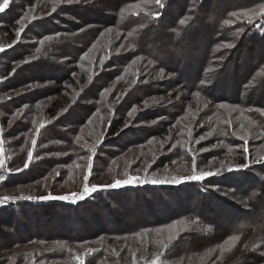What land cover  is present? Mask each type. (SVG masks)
Instances as JSON below:
<instances>
[{"label": "trees", "instance_id": "1", "mask_svg": "<svg viewBox=\"0 0 264 264\" xmlns=\"http://www.w3.org/2000/svg\"><path fill=\"white\" fill-rule=\"evenodd\" d=\"M33 2L34 0H10L9 7L5 12L0 13L1 22L9 29V32L6 31L9 34L7 37H5V32L1 34V38L4 37L2 39L4 42L12 39L9 36L15 32L18 18L24 13L27 5H31ZM162 2L164 4L163 8L153 3L152 0H112L108 5L113 10L112 22L115 29L119 30L122 38L133 47V53L155 62L162 69L173 71L181 84L188 90L195 91L207 88L215 92L218 100H222L223 104L231 102L246 106L247 111L244 120L252 121L254 124V128L251 126L252 131L249 136L240 130L238 124L234 125L233 131V127L231 128L226 123L223 124V155L226 154L227 148L235 145L239 147L236 151L240 157L236 161V165L245 164L244 156H247L248 160L253 162L249 167L251 169L249 171L246 168L240 172L226 171L223 174L225 182H228V177H226L228 173L233 174L237 179L233 180L236 192L231 193L227 190L225 194L228 198H235L241 202L239 209L241 214L234 219L231 215L229 218L226 217L227 214L232 213L231 211H237L238 207L233 205L228 198H223L218 194V186L216 189L207 188V179L203 182H186L179 186L145 183L119 190L98 191L93 193L90 198L76 204L54 201L32 205L20 203L16 204L18 205L17 208H13L12 204L1 207L0 226L5 225L11 229L12 233L6 235L12 238L8 243L1 244L3 241L5 242L6 235L0 232V247L31 239H64L65 242L78 243L91 239L97 234L111 236L139 235L146 229H157L178 223L187 225L190 233L185 234V238H181L175 254L186 255L189 252L188 250L203 247L202 241L212 238L213 234L223 224V222L219 224L218 221L222 220L233 222V227L230 230L231 234H241V237L247 235V243L245 244H251L250 249L256 250L255 252L259 256L255 258L261 264H264V149L262 148V146L264 147V115L255 110L264 109V17L258 13V5L264 4V0H162ZM136 4L140 5V9L132 8V5ZM214 4H217L216 8L210 10V6ZM250 9L257 10L252 24H249L246 18L237 19L230 15L232 12L241 13ZM206 10H209V13H206ZM59 13L56 14L57 17L53 18L56 20H52L50 17L34 19L36 23L28 28V41L20 42L22 39L19 35L13 46L0 50L1 78L14 73L13 70L17 68L16 63L27 56L30 57L35 54V59L28 63L30 66L24 70L28 76H23L22 81H34L39 85H43L49 80H56L59 88L55 91L56 93L68 89L63 84L75 83V78L70 74L80 69L78 65L81 61L83 63L85 51L94 42L98 41V32L102 28V26H99V28L87 27L86 24L89 21L97 23L99 20L109 18L101 10L95 8L89 10L83 8L78 15V18L82 21L77 20L75 12L69 13L70 16L67 18L59 15ZM185 18H188L187 23L181 25L180 20ZM226 19L232 20L233 23L225 25L223 22ZM238 29H243V32L239 36H234L233 33ZM160 34H163V38L158 37ZM50 35V39H45ZM226 44H231L232 47H225ZM233 47L235 48L233 49ZM189 49H192L195 53L190 54ZM106 52L107 50L103 49L101 56L106 55ZM43 55L48 57L43 58ZM120 56V54L112 56L115 57L112 58V61L115 59L121 62L123 67L121 73L124 70L125 73H123L120 81L122 79L125 81V78L131 74L128 66L130 61L133 60L129 56L122 59V56ZM109 58L103 64H99L100 60H93L90 71L89 69H82L83 72L90 73L89 75L92 77L90 83L93 82L94 78L91 73L93 69L97 68L101 72L105 63L110 61ZM227 59L228 61L224 64ZM67 61H71L76 65L75 68H68L69 62ZM1 69H3L2 72ZM210 76H212V80L205 85L204 82ZM6 79H0V90L6 86L7 80H9ZM18 85L20 84H13L12 87L16 89L19 88ZM103 85V89H105L108 83ZM151 85L152 88L146 86V84L136 85L134 87L137 90L136 94L130 96L133 99L128 97V99L124 98L121 102H117L116 108L120 109L123 117L117 128L110 133V136L116 135L119 131L124 132L118 138L121 139V142H116V145L138 144L153 132L154 128L148 125L140 126L133 131L126 128L122 129L126 123V115L121 108L124 105L135 107L138 105L139 100L147 98L150 93H153V88H156L159 84L154 83ZM35 89L38 90V93L42 89L45 91V85L42 87L37 86ZM251 94L257 96L255 101L252 100ZM113 95L112 92L109 97L105 98V101H99L102 96L99 92L93 112L105 111L108 113L110 111L108 102H114ZM21 96L27 100L30 91L23 90L15 95L8 96V100L5 102L0 100V110L9 112L8 108L17 107L14 100L16 101ZM241 99H245L246 103L243 104ZM67 109L64 106L61 107L60 114L57 115L63 119L64 114H62V111H67ZM162 113L152 108L145 113L139 112L138 116H140L139 120L141 122H145L153 120ZM70 117L73 118L72 115ZM74 122L76 120L72 123L77 126L80 121ZM52 125L53 123H46L36 126L33 131L34 135L39 137L44 144L40 150L41 155L56 149L66 150L72 156H87L89 154L90 157H95L99 148L89 150L84 145L77 144L67 137L65 135L66 131L52 129L56 128L58 124ZM23 128L25 129L21 130L20 134L23 135L24 139L25 137L30 138L29 132L32 129L30 121L23 123ZM49 129L51 132L48 131ZM73 129H76V127H73ZM225 132L228 135H224ZM10 133L11 131L7 130L3 135L10 137ZM251 134L256 139L253 146L248 140ZM241 135H245L247 140L248 151L245 155L243 152L245 140L239 138ZM84 140L88 141L87 136ZM104 140L105 138H102L101 141ZM53 141L61 142L63 145L49 144ZM20 145L14 140L8 146L11 148V153L15 154L17 149H21ZM26 145L28 146V144ZM109 145L114 148L118 147L113 142H110ZM25 155V152L19 154L20 159L18 161L10 159V162L6 163V167H13L20 163L24 160ZM175 155H177L176 158L186 160L190 153L183 148H179L175 151ZM227 158L230 159V156ZM48 159H46L47 164H55V159ZM101 162L106 165V161L101 160ZM35 171L39 172V170ZM28 172L33 174L30 169L10 174L5 173L0 184L1 186H8L18 183L22 180L20 178ZM254 172L260 174L261 179L259 181L254 180V176L251 174ZM145 175L151 179L153 174L142 173L137 176L144 177ZM29 178L30 175L26 176L23 179L24 183ZM184 195L187 197H184ZM215 208H220V210L217 211ZM38 209L45 212L38 215L34 214L35 226L32 227V230H29L27 224L21 220H14L15 211L20 212L22 218H28V211ZM40 220L44 223H41ZM20 232L24 234L21 236L19 235ZM186 238H189V248L184 245V239ZM192 238L193 241H191ZM246 251L247 249L241 246L240 252ZM60 258L63 261L62 263L68 264L67 255ZM101 258L105 261H111L112 264H126L116 255H111L104 250L96 251L95 254L88 256L85 264H96ZM240 263L249 264V261L242 259Z\"/></svg>", "mask_w": 264, "mask_h": 264}, {"label": "rangeland", "instance_id": "2", "mask_svg": "<svg viewBox=\"0 0 264 264\" xmlns=\"http://www.w3.org/2000/svg\"><path fill=\"white\" fill-rule=\"evenodd\" d=\"M111 1L73 0V2L69 3L68 0H34L31 5H27L24 13L18 18L15 32H13L14 35L11 34L9 37L12 39L7 42L2 40L4 37L1 38V34L5 32V37H7L9 29L5 27L6 25H3L0 18V50L15 44L17 32H20L21 35L22 40L20 42L28 41V28L36 23L34 19L50 17L52 20H56L53 18L57 17L56 14L58 12H60L59 15H63L66 18L70 16L69 13L75 12L78 18L83 8L85 10L94 8L101 10L109 18L107 20H99L97 23L89 21L86 24L87 27L99 28V26H102V28L98 32V41L94 42L85 51V53L89 54L88 58H84V54L83 63L81 61L78 65L80 69H74V73L70 74L75 78V83L69 85L63 84L68 89L56 93L55 91L59 89L56 80H49L43 85H39V83L34 81H22L21 78L23 76H28L24 70L28 69L30 66L28 63H31L35 59V54L30 57L27 56L22 61L16 63L17 68L13 70L14 73L7 75L5 78L0 77V79L7 78L10 80L6 79V86L0 90V100L2 102L7 101L8 96L15 95L23 90L30 91V96H28L27 100L22 98V96L19 97L20 100L19 98L16 101L14 100L17 107L8 108L9 112L0 110V130L2 132L0 136V158L5 160V169L0 170V182L5 173L19 172L17 169H30L31 173L33 172V174L28 172L23 175L20 178L22 180L18 183L8 186H1L0 184V197H39L47 195L49 192L53 195H70L71 193L82 191L84 186L83 177L89 174L88 163L90 155L72 156L66 150L56 149H52L51 152L41 155L40 150L44 144L39 137L34 135L33 131L36 126L46 123H53L52 126L58 124V128L52 129L55 131L56 129L66 131L65 135L67 137L74 140L77 144L84 145L89 150H94L96 147L99 148L95 157H91L92 167L89 175V184L107 185L115 179H126L125 173L132 176L141 175L142 173L156 174L158 176L190 175L192 174L191 162L193 153H195L197 171L201 169L214 171L215 168L220 167L221 162L233 167L236 166V161L240 158L236 151L239 147L232 145L230 146L233 149L232 154L229 153V148H227L226 154L224 153L225 155H223V124L225 121H230V124H226L230 125L231 128L233 127L232 131L234 130V125L238 124L240 130L249 136L252 131L251 126L254 128V124L252 121L248 122L246 119L244 120L247 111L246 106L236 105L231 102L223 104L222 100H218L215 92L205 87L203 90H188L181 84L173 71L162 69L155 62L133 53V47L122 38L119 30H116L113 25V10L108 5ZM0 3H2V0H0ZM216 6L217 4L210 6V10H214ZM53 8H55V11H53ZM67 8H69L68 11ZM207 12L209 13V10H206ZM50 14L52 15L49 16ZM77 20L82 21L80 18ZM18 21L23 22V31H20L21 24ZM47 37L51 38V35ZM158 37L163 38V34H160ZM93 45H95L94 48ZM103 49L107 50V52L105 53L106 55L101 56ZM189 53L194 54L195 51L189 49ZM116 54H120L122 56H120L121 59L129 56L133 60L130 61L128 66L131 74L125 78V81L123 79L120 81L123 73H125V70L121 73V68H123L121 62L115 59L112 61V58H115L112 56ZM47 57V55H43V58ZM108 57H110V61L105 63L101 72L97 68L93 69L91 73L94 78L93 82L90 83L92 79L91 75H89L90 73L88 72L87 74L82 69H89L90 71L93 60H100L99 64H103L101 61L106 62ZM137 57H140V59H137ZM227 61L228 59L225 60L224 64ZM67 62H69L68 68H75L76 65L71 61ZM161 70H163V76H160ZM2 71L3 69H1ZM211 78L212 76L207 77V80L204 82L205 85L209 84L212 80ZM107 83L108 86L103 89V84ZM154 83L159 85L153 88V93H150L147 98L139 100L138 105L135 107H127V105L121 107L126 115V123L122 129L126 128L133 131L140 126L148 125L154 128L153 132L138 144L116 145V142H121V139L119 140L118 138L124 132L119 131L120 133L118 132L116 135L110 136V133L117 128L123 117L120 109L116 108L117 102H121L124 98L128 99L131 95L136 94L137 90L136 88L134 89L136 85L146 84V86L151 87V84ZM13 84H20L18 85L19 88L15 89V87H12ZM44 85L45 91L42 89L44 92L39 91L38 93V90H34L37 86L42 87ZM245 91L247 90L245 89ZM99 92L102 94L99 101H105V98L109 97L112 92L114 93V102H108L110 108L108 113L105 111L93 112ZM44 93L45 95H43ZM40 95L41 97H39ZM251 97H253V101L257 98L253 94H251ZM130 99H133V97ZM241 102L245 104L246 100L241 99ZM221 104L227 106L218 108L217 106ZM63 106L68 109L67 111H62L64 118L61 119L58 115L60 114V108ZM152 108L163 112L162 115H158L153 120L141 122L139 120L140 116H138L139 112L145 113ZM133 109H135V112H133ZM130 112H132L131 116H129ZM71 115L73 118L70 117ZM74 120L76 122L80 121L77 126L72 123ZM26 121H30L32 129L29 132L31 137H25L24 139L20 132L25 129L23 128V123ZM73 127H76V129L72 130ZM7 130L11 131L10 137L3 135ZM189 130H191V136H189ZM207 133L211 134L206 139L200 141V143H195L200 136ZM85 136H87L88 141L84 140ZM77 137H80V139L77 140ZM102 138H105V140L101 141ZM14 140L17 144H21V149H17V153L12 154L11 148L8 145ZM33 140H35L34 145L32 143ZM248 140L253 146L256 139L251 134ZM103 142L106 144L104 145ZM110 142H113L118 147H112L109 145ZM49 144L55 146L63 145L61 142L57 143L55 141ZM179 148H183L186 151L192 148L193 152H189L190 156L186 160L179 157L176 158L175 151ZM202 148L207 149V151H199ZM262 148L264 149L263 146ZM22 152L26 154L24 160H20V163L7 168L6 163L10 162V159L18 161L20 159L19 154ZM29 152L32 153L31 159H29ZM228 156H230V159L227 158ZM47 158H49L48 160L50 158L55 159V164H47ZM244 159L246 161L245 164H253L251 160H248L247 156H244ZM101 160L106 161V165H103ZM26 163L28 164L27 168L24 167ZM36 167L37 169H35ZM35 170H39V172L37 173ZM246 170L249 171L251 169L247 168ZM223 174L208 177L206 186L209 189H216L218 186V194L223 198H228L225 192L227 190L231 193L236 192L233 180L237 179L233 174L226 173L228 182H225ZM251 174L254 176V180L259 181L261 179L260 174L257 172ZM28 175H30V178L25 180L24 183L23 179ZM228 199L233 205L238 207V210L231 211L232 213L227 214L226 217L229 218L230 215L233 216V219L239 217L241 214L239 212L241 202L235 198ZM54 201L59 200L40 202L35 199H17L9 201L7 205L12 204L13 208H17L18 205L16 204L20 203L32 205ZM215 209L217 211L220 210V208ZM41 212L45 211L41 209L36 211L31 210L28 211V218H22V214L15 211L14 220H21L27 224L29 230H32V227L35 226L33 216ZM219 213L221 214V212ZM86 219L90 223L87 217ZM40 222L44 223L42 220ZM222 222L223 224H221ZM218 223L221 224V227L213 234L212 238L203 240L201 243L203 247L198 249L195 247L193 250H188L189 252L186 255H177L175 251L179 246L181 238H185L184 235L189 234L190 230L187 225L176 223L172 226L146 229L139 235L123 234L111 236L97 234L91 239L78 243L65 242L64 239H31L21 241L0 247V264H64L60 257H65V255H67L68 264H78L76 256H80L85 262L88 256L95 254L99 250L108 251L109 254L116 255L117 258H120L126 264H146V261L152 260L160 252L163 253L160 257V264H241L240 260L242 259H247L249 264H261L255 258L259 257L255 252L256 250L250 249L251 244L245 247L247 235L241 237V234H236L240 237V240L232 246L228 243V239L235 235L230 233L233 222L220 220ZM188 224L190 225V223ZM95 228L97 229V227ZM0 232L6 235L7 233L11 234L12 230L2 225L0 226ZM23 234L22 232L19 233L21 236ZM170 235L172 236L171 240H169ZM11 238L6 235L5 242L3 241L1 244L8 243ZM188 239H184L186 248H189L190 245ZM191 241H193V238ZM162 244H167V247H162ZM241 246H244L247 251L241 253ZM89 249H93L94 251L89 252ZM96 264L112 263L101 258Z\"/></svg>", "mask_w": 264, "mask_h": 264}, {"label": "snow or ice", "instance_id": "3", "mask_svg": "<svg viewBox=\"0 0 264 264\" xmlns=\"http://www.w3.org/2000/svg\"><path fill=\"white\" fill-rule=\"evenodd\" d=\"M69 3L73 2V0H68ZM153 3H155L156 5H159L160 8L164 7V4L162 2V0H152ZM10 5V0H2V3H0V13L5 12V10L9 7ZM132 8L135 9H140V5L136 4V5H132ZM53 11H55V8H53ZM251 13V14H250ZM258 13L260 16L264 17V4H260L258 5ZM257 14V10L256 9H250V10H245L244 12L241 13H237V12H232L230 15L232 17H236L237 19H241V18H246L247 22L249 24L253 23V19L255 18ZM158 15V14H157ZM187 19H181L180 20V24L184 25L187 23ZM18 23L21 24V29L20 31H23V22L22 21H18ZM225 25H230L233 23L232 20L226 19L223 22ZM257 27H259V25H257ZM243 32V29H238L235 33H233L234 36H239V34ZM20 35V32H17V36ZM45 39H50V37H45ZM225 47H232L231 44H226L224 45ZM95 47V45H93V48ZM37 51H39V49H37ZM88 53H85V57L84 58H88ZM137 59H140V57H137ZM101 63H103V61H101ZM163 70H161L160 72V76H163ZM198 95V93H197ZM25 107H27V105H25ZM218 108H224L226 107L225 105L221 104L217 106ZM235 110V109H233ZM256 111L260 112L261 115H264V109H255ZM251 111V109H250ZM133 112H135V109H133ZM132 115V112L129 113V116ZM225 123H229L230 121H225ZM251 123V122H250ZM211 133H207L203 136H200L198 140L195 141V143H200V141L204 140L207 138L208 135H210ZM235 135V133H233ZM224 135H228L227 132L224 133ZM189 136H191V130H189ZM241 140H245V145L243 146V152L245 154H247V140L245 135H241L239 137ZM80 137H77V140H79ZM33 145L35 144V140H33ZM151 143V141H150ZM173 147H175V145H173ZM189 152H193L192 148L188 149ZM199 151H207V149H200ZM229 153H231L233 151L232 148L228 149ZM29 159H31L32 153L29 152ZM192 174L190 175H171V176H164V177H160L156 174H153L151 179H149V177L147 175H145L144 177H139V176H132V175H128L127 173H125V175L127 176L126 179H115L112 183L107 184V185H96V184H89V175H90V170H91V157H89V163H88V169H89V174L85 175L83 177L84 179V186L81 192L79 193H71L70 195H53L51 192H49L47 195L44 196H39V197H32V196H21V197H9V196H4V197H0V207L6 206L7 203L9 201H15L17 199H24V200H37L40 202H45V201H50V200H59V201H64L66 203H79L80 201H84L88 198H90L92 196L93 193H96L98 191H107L109 189H115V190H119L121 188H127V187H135L138 185H143L145 183L148 184H152V185H170V186H179L182 183H186V182H203L205 179H207L208 177H211L213 175H222L224 172H240L243 171L246 168H249L250 165L248 164H244V165H236L235 167L229 165V164H225L223 162H221L220 167L215 168V170H199L197 171V164H196V159H195V153H193V157H192ZM25 168L28 167V164L26 163L24 165ZM79 167V165H78ZM0 169H5V160L0 158ZM22 169H17V171H21ZM193 223H195V221H193ZM172 239V236H169V240ZM240 240V237L238 235H233L231 237H229L228 239V243L231 244L232 246L235 245V243L237 241ZM255 246V245H253ZM162 247H167V244H162ZM245 247H248V245H245ZM69 251H71V249H69ZM89 252L94 251L93 249H89ZM163 255L162 252L157 253L152 260L150 261H146V264H160V257ZM76 261L78 262V264H85L84 259L81 258L80 256H76Z\"/></svg>", "mask_w": 264, "mask_h": 264}]
</instances>
